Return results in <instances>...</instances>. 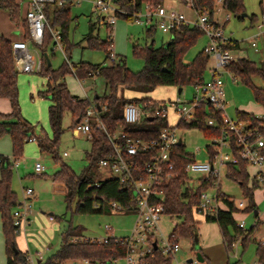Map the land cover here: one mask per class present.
I'll use <instances>...</instances> for the list:
<instances>
[{
  "label": "trees",
  "instance_id": "16d2710c",
  "mask_svg": "<svg viewBox=\"0 0 264 264\" xmlns=\"http://www.w3.org/2000/svg\"><path fill=\"white\" fill-rule=\"evenodd\" d=\"M114 2L120 10L117 13L118 18L132 20V14L143 4H162L163 0H114ZM214 2L215 0H194L195 7L205 9L210 18L214 14ZM221 2L225 10L239 19L243 18L241 15L244 13V7L241 0H221ZM71 7L69 5L62 6L52 9L51 13L47 12L51 25L60 31L67 58V51L72 46L67 38ZM0 8L7 11L9 19L19 25L20 12L15 0H0ZM253 19L254 17H252ZM95 26L94 23H88V31L82 40L88 48H100L104 51L105 59L102 63L93 64L80 61L69 65L64 59L58 68L53 69L46 64L44 59L42 69L38 72L46 78L45 90L39 92V95L49 98L47 115L52 133L51 137L47 135L34 136L32 125L21 115L18 99V71L12 57L11 41L0 34V98L7 99L10 104L9 113H0V136L4 133L9 134L12 143V158L0 155V218L7 264L28 263L26 252L19 250L16 246L17 227L13 225L11 213L19 202L16 192L11 186V178L12 161L21 155L24 142L31 140V138L35 139L40 152L49 153L55 161L59 162V168L54 172L51 179L53 182L64 186V199L67 208H71L74 199L76 201L73 211L81 214L109 213L107 201L118 202L126 206L128 210H131L130 208L134 204L130 191L121 189L114 177L99 179L92 174V171L96 170V162L109 150L107 140L101 131H96L90 140L91 149L85 153L88 164L81 175H76L67 164L60 161L57 154V143L63 132V117L66 113L70 115L71 128H73L83 117L88 105L84 97L70 93L64 80L67 74H73L79 79L94 75L102 76L107 91L103 95L95 94L92 99L101 109L103 107L101 116L104 123L109 129H114L118 124L123 125L130 134L145 137L155 136L158 129L167 124L166 112L162 110L158 115H155L154 120H158L156 125L145 124L144 122L147 121L145 119L142 121L143 124L140 122L127 126L122 121L123 105L127 102H139L159 106L161 102L152 100L144 94L161 85L177 86L178 88L181 87L182 90V87L188 84L192 85L204 77L210 56L203 49L198 51L190 61H183L188 49L203 35V31L196 27L181 25L173 29L169 40L158 47L153 46V41L143 47L133 42L131 44L133 54L141 56L144 63L139 71H132L121 57H116V59L110 60V63H106V60L110 58L113 40L109 34L103 39L95 35ZM156 30L154 25L146 27V34L152 36ZM25 38L24 33L23 39ZM49 42L50 36L47 33L43 43L44 47H41L42 52L46 51ZM223 48L238 50L240 44L237 40L230 38L223 45ZM227 70L251 88L254 100L264 110V83L262 86H257L252 81V77L257 75L262 76L264 80L263 69L246 57H237L230 62ZM124 90L138 92L141 96L125 97L121 93ZM204 117L205 115L201 119L189 123L180 121L179 125L198 128L208 137L216 135L218 131L207 126ZM236 118L247 123L251 128L256 127L264 131L263 117H256L244 111H236ZM176 149L181 150V147L176 146ZM187 161L189 158L186 156L180 158L177 165V176L165 187L167 197L164 201L163 212L183 218L181 223L175 225L169 238L177 241L179 236L189 237L194 248L195 225L192 208L198 205L199 193L211 185L213 178L199 180L196 190L192 189L188 184L187 174L183 171ZM227 177L239 183L243 195L247 198L248 204L244 210L255 212L253 190L259 185V181L255 178L249 179L247 163L239 161L235 166L227 165ZM186 183L188 184L187 187L182 189ZM217 197L223 203L224 208L220 207L216 214L203 215L205 220L215 221L218 224L226 252L231 251L237 242H240L244 248L256 225H252L248 230H243L236 225L233 212L237 209L231 198L220 190V184L217 188ZM126 250L127 244L124 237H109L106 242H96L84 236L82 226L68 225L61 233V242L55 253L35 264H72L74 260L78 259H87L91 264H116L118 260L124 257ZM255 253L258 263L264 264V245L258 241L256 242ZM202 258L203 264H209L204 255ZM171 259L172 257L163 255L159 249H153L151 254L147 256L146 264H171Z\"/></svg>",
  "mask_w": 264,
  "mask_h": 264
},
{
  "label": "rangeland",
  "instance_id": "374dc122",
  "mask_svg": "<svg viewBox=\"0 0 264 264\" xmlns=\"http://www.w3.org/2000/svg\"><path fill=\"white\" fill-rule=\"evenodd\" d=\"M241 1L244 7V13H246V16L242 19L223 9L218 2H216V8L219 9L215 12L214 17L222 23L225 16H229L223 26L224 36L235 39L240 44V48L233 50L231 54L235 57H246L264 71V39L261 38L263 43L262 48L255 50L249 46L251 38L257 32L256 25L261 21L264 0ZM162 4L168 8L181 10L187 18L191 19L194 17L193 11L181 3V0H163ZM25 11L26 6H23V3H21L19 12L22 19H24ZM252 17H254L253 20ZM89 22L96 25L94 34L98 35L99 38L103 39L109 33L105 25L98 23L97 12L92 8L89 0H81L79 4L71 7V20L67 29V38L72 44L71 48L67 51L69 63L76 64L84 61L98 64L102 63L105 59V54L102 49L88 48L82 40L84 34L88 31ZM0 27L9 31L12 37L10 40L19 39L24 30L22 25L18 26L16 22L11 21L7 12L1 8ZM113 28L119 30L116 32ZM110 32L113 40L111 47L113 53L116 57L123 58L127 67L132 71H139L144 63L141 56L133 54L131 47L133 42L143 47L153 41V46L158 47L170 38L169 34H164L159 30H156L152 36H148L144 25L133 19L117 18ZM207 40V37L203 34L185 53L183 61H190L198 51L205 47ZM41 47H44V45ZM51 48L48 45L45 54L49 59L51 68L56 69L64 61L63 52L65 50L62 52L57 48L53 50ZM29 50L33 57L37 59L36 50L41 51V48L29 43ZM106 63H110V60L107 59ZM214 63L215 61L210 57L204 72L205 79L211 77V69ZM219 72L222 73V79L224 81V112L228 118L236 120V111H244L256 117L264 116L263 107L254 100L251 88L247 84L243 83L239 78L234 79L232 77L233 75L223 68H220ZM79 81L73 74H67L65 76V83L71 94L84 97L85 91L90 98H93L95 94L103 95L107 91L105 80L102 76L94 75L80 79ZM252 81L257 86H262L264 83L263 77L259 75L252 77ZM17 84L21 115L32 125L33 135L37 137L44 135L51 137L52 133L47 115L49 98L39 95V92L45 90L46 87L45 76L36 71L24 72L18 70ZM193 92V86L190 84L182 87L180 93H178L177 86L161 85L144 95L155 101L168 102L175 100L177 97L181 100L191 99ZM121 93L125 97L141 96L140 93L134 91L129 92L124 90ZM9 112V101L5 98H0V113L7 114ZM167 120L169 124H174L176 122L174 113L169 112L167 114ZM148 124L156 125L158 124V120H154ZM62 127L63 132L57 143L58 157L76 175H81L88 164L85 153L91 149L90 140L86 134L74 132L73 128H71V117L68 113L63 117ZM259 131L264 135V131L260 129ZM180 135L183 138L186 150L194 153L196 160H206L207 157L203 149L211 142L210 137L195 127L181 130ZM225 151L227 150L225 149ZM63 152H66L67 155L64 156ZM0 155L12 158L11 137L7 133L0 136ZM17 161V167L12 169L11 186L16 192L18 202H21V209H24V206H28L27 217L29 222L25 227L21 226L18 229L15 241L17 248L26 252L28 256L27 264L36 263L38 259H45L55 253L61 242V233L68 225L82 226L84 236L88 238H104L110 235L123 237L131 234L135 218L133 213H76L73 211L75 199L71 203V208H67L64 199V186H60L59 183L53 182L51 179L54 172L59 168V162L55 161L49 153L40 152L35 140L24 142L22 153L17 158ZM36 162H40L44 167L41 174H37L34 171ZM248 172L251 174L254 173V169L250 165L248 166ZM92 174L95 178L99 179H105L107 177V172L103 170H93ZM187 177L189 179V186L196 190L199 185L201 173L188 172ZM219 183L220 190L229 196L231 200L245 198L239 183L227 177V166L222 167ZM188 184L183 185L182 189L187 187ZM248 184L250 185V182ZM26 187H30L33 190L30 196H26L24 193V188ZM209 192L212 191L210 190ZM253 199L256 205V211L258 212L257 217L254 216L253 211L248 210H236L233 212V217L235 222L243 221L246 230L254 224L256 227L244 248H242L240 242H237L229 252L225 250L218 224L215 221H206L203 215L197 213L194 207L192 208L195 225L194 234L200 247L199 252L208 259L209 264H260L257 261L255 247L256 242H259V239L264 236V182H259V185L253 190ZM223 207L224 205L221 203V208ZM257 220L258 223H256ZM182 221V217L171 216L163 212L159 217L158 227L163 236L169 238L175 225ZM105 224H109L112 230L106 231L104 229ZM0 237L2 238L1 249L3 251L4 243L1 218ZM177 242L180 248L173 255L171 264H188L189 259L192 260L191 264H203L197 258L196 254L198 251L195 247L193 248L191 238L179 236ZM117 264H124V260H118Z\"/></svg>",
  "mask_w": 264,
  "mask_h": 264
},
{
  "label": "built area",
  "instance_id": "2783aa9c",
  "mask_svg": "<svg viewBox=\"0 0 264 264\" xmlns=\"http://www.w3.org/2000/svg\"><path fill=\"white\" fill-rule=\"evenodd\" d=\"M27 9L25 11V39L11 41V52L14 65L18 70L24 72H39L43 66V54L45 52L36 50L37 59L33 57L29 50V43L40 47L44 43L45 35L50 36L49 45L51 50L57 48L64 51L61 35L58 28L51 25L47 12L62 6H73L79 4L81 0H25ZM92 8L97 12L98 23L105 25L109 30L115 24L120 12L114 0H89ZM188 8L193 11L194 17L187 18L182 12L174 8H168L163 4H143L132 14L133 20L149 27L154 25L157 30L164 34H169L173 29L181 25L196 27L203 31L207 37V44L203 50L215 61L211 77H204L192 84L194 92L191 99L161 102L159 106H152L147 103L127 102L122 107V121L127 126L139 124L143 120L151 123L155 115L162 110L166 112L167 124L161 126L153 137L130 134L123 125H117L114 129H109L104 123L101 107L84 93V98L88 105L83 117L73 127L75 133L86 134L91 140L96 131H101L109 146L108 152L96 162V170L106 171L107 177H114L121 189H128L134 199L131 210L118 202L107 201L110 214H134V223L129 236H123L127 244V250L122 258L124 264H146L147 256L153 249L166 256L173 257L180 246L177 241L163 236L158 227V220L164 211V201L167 197L166 185L174 179L177 172L178 161L182 156L189 158L185 163L183 171L199 172V180H207L212 177L211 185L204 188L199 193L198 205L195 211L201 215L216 214L221 207V202L217 197L219 177L223 166L237 165L239 161H244L247 165L255 168L253 177L259 182H264V135L256 127H250L240 120L228 118L224 112V81L220 68L227 70V66L237 57L233 56V50L223 48V45L230 38L224 36L223 26L229 18L225 16L223 22H219L214 17L216 2L221 7V0L214 2V14L210 18L205 9L195 7L194 0H182ZM224 9V8H223ZM124 14H127L124 12ZM256 34L251 38L249 46L259 49L264 39V11L261 14V21L256 25ZM64 53V59L70 65ZM116 59V55L111 49L109 60ZM229 72V71H228ZM230 73V72H229ZM234 79L235 77L232 76ZM174 113L176 122L169 124L167 114ZM205 113V114H204ZM205 117L207 126L218 133L210 137L211 142L203 149L206 160H196L194 153L186 150L180 131L189 127L179 125V122L189 123ZM264 118V116H262ZM152 118V120H149ZM31 140H35L31 138ZM178 141L180 143L178 144ZM180 146L181 150L176 149ZM225 149L227 151H225ZM67 153L64 152L63 155ZM13 168L17 167V159L12 161ZM44 170L40 162L34 165V171L41 174ZM212 192H209V191ZM32 188L26 187L24 193L31 195ZM237 210L243 211L247 206L246 198L231 200ZM28 206L21 209V203L15 207L11 213L13 225L18 229L29 222ZM236 225L245 230L244 222H236ZM255 225V224H254ZM106 231H111L109 224L104 225ZM109 237L89 238L96 242H106ZM259 243L264 245V236L259 239ZM72 264H91L87 259L74 260ZM188 264H191L188 263Z\"/></svg>",
  "mask_w": 264,
  "mask_h": 264
},
{
  "label": "crops",
  "instance_id": "0c3cea01",
  "mask_svg": "<svg viewBox=\"0 0 264 264\" xmlns=\"http://www.w3.org/2000/svg\"><path fill=\"white\" fill-rule=\"evenodd\" d=\"M16 1V3H17V6L19 7V10H20V6H21V3H23V6H26V9H27V3H26V1L25 0H15ZM21 1V2H20ZM181 3H183L184 4V2L181 0ZM25 4V5H24ZM164 5V4H163ZM185 5V4H184ZM2 9V8H1ZM4 10V9H3ZM178 11H180V12H182L181 10H178ZM7 12V11H6ZM183 13V12H182ZM7 15H8V13H7ZM9 17V16H8ZM18 21H19V25L18 26H20V25H22L23 26V28H24V30H23V33L21 34V37L19 38V39H14V40H20V39H23V36H24V33H25V27H24V19H22V16L20 15L19 16V19H18ZM114 29V28H113ZM116 30V32L119 30V29H117V28H115L114 29V31ZM114 34H115V32H113ZM0 34L5 38V39H8V40H10L12 37H11V34L9 33V31L7 30V29H5V28H3V27H0ZM14 40H10V41H14ZM263 47V43H262V45H261V48ZM76 77V76H75ZM77 78V77H76ZM78 79V81L80 80L79 78H77ZM65 80V79H64ZM80 82V81H79ZM129 92H131V91H129ZM84 93H87V92H85L84 91ZM64 153V152H63ZM67 155V154H66ZM66 155H64V156H66ZM248 166L249 165H247V172H248ZM251 166V165H250ZM252 168L254 169V173H255V168L252 166ZM254 173L253 174H251L250 172H248V174H249V179H251V178H254L253 177V175H254ZM60 184V183H59ZM60 186H62L63 187V185H61L60 184ZM61 187V188H62ZM58 188H60V187H58ZM25 189V188H24ZM63 190H64V188H62ZM64 193H65V191H64ZM30 196V195H29ZM19 203H21V202H19ZM224 208V207H223ZM49 215H51V214H49ZM258 216V212L256 211V214L254 213V216ZM50 219H51V216H50ZM259 220V219H258ZM28 224V223H27ZM27 224H25V225H23V227H25ZM85 237H87V236H85ZM88 238V237H87ZM3 243H4V236H3ZM1 244H2V238L0 237V264H7V258H6V254H5V247H4V249H3V251H2V249H1ZM22 251V250H21ZM41 259H43V258H41ZM41 259H38L37 260V262L39 261V260H41ZM33 264H35V263H33ZM116 264H117V262H116Z\"/></svg>",
  "mask_w": 264,
  "mask_h": 264
},
{
  "label": "water",
  "instance_id": "95a60500",
  "mask_svg": "<svg viewBox=\"0 0 264 264\" xmlns=\"http://www.w3.org/2000/svg\"><path fill=\"white\" fill-rule=\"evenodd\" d=\"M242 17H245L246 16V13H242V15H241ZM43 58L45 59V61H46V64L47 65H50V62H49V59H48V57H47V55L44 53L43 54ZM181 92V87H179L178 88V93H180ZM149 120H152V118H149ZM180 143V141H178V144ZM255 214H256V211L254 212ZM194 242H195V249L198 251L197 252V258H198V260L199 261H203V258H202V255L200 254V252H199V246H198V241H197V239H196V237H194ZM190 262H192V260L191 259H189L188 260V263H190Z\"/></svg>",
  "mask_w": 264,
  "mask_h": 264
}]
</instances>
